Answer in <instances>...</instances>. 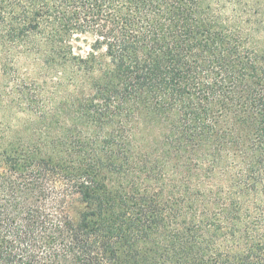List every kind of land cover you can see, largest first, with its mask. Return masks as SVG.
<instances>
[{
	"label": "trees",
	"instance_id": "16d2710c",
	"mask_svg": "<svg viewBox=\"0 0 264 264\" xmlns=\"http://www.w3.org/2000/svg\"><path fill=\"white\" fill-rule=\"evenodd\" d=\"M0 264H264V0H0Z\"/></svg>",
	"mask_w": 264,
	"mask_h": 264
}]
</instances>
